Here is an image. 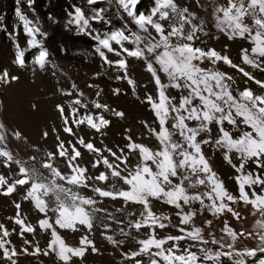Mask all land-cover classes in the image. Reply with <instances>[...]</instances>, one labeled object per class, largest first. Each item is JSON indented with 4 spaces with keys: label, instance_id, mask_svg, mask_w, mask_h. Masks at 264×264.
I'll list each match as a JSON object with an SVG mask.
<instances>
[{
    "label": "snow or ice",
    "instance_id": "snow-or-ice-1",
    "mask_svg": "<svg viewBox=\"0 0 264 264\" xmlns=\"http://www.w3.org/2000/svg\"><path fill=\"white\" fill-rule=\"evenodd\" d=\"M23 3L32 15L23 10L22 0H14L16 22L11 31L5 15L0 14V31L7 33L14 47L11 66L0 68V89L20 83L16 70H28L35 77L50 66L56 68L45 44L48 33L36 15V0ZM116 3L132 27L127 23L105 27L111 21L106 19L103 8L89 10L70 0L64 9L65 27H74L96 41L93 52L87 54L98 56L102 66L120 72L117 79L126 80L133 91L136 81L128 75V59L144 62L156 91L155 95L145 96L156 117V127L145 122L155 144L139 142L128 135L124 147L113 150L85 139L76 129L84 126L100 133L111 123L105 111H113L117 117L124 113L110 110L99 100L92 101L90 109L75 83L70 90H57L70 99L54 105L61 121L59 127H51L56 141L54 150L32 144L36 154L28 160L18 158L8 146L9 138L21 142H28L29 138L19 127L9 131V126L0 120V167L7 170L0 172V195L11 197L23 190L21 200L14 201V215L8 217L15 226L10 228L0 222V258L5 264H18L20 255L54 254L60 264H75L74 258L82 260L89 250L98 252L91 236L97 213L103 211L97 207L99 197L141 207L138 217L130 213L134 218L128 222L129 231L120 228L124 237H130L133 229L137 233L146 230L143 238L136 239L135 250L122 253L131 264H145L141 259L144 256L148 257L147 264H264V219L256 222L255 236L260 241L257 247H237L238 239L254 238V234L237 231L227 221L220 237L209 233L207 238L205 228L195 223L202 211L212 217L231 214L239 220L241 215L233 205L240 203L250 205L253 214L258 212L264 218V80L257 79L245 67L264 72V0H210L207 7L195 0L205 12L211 8L210 19L180 0H151L147 8L138 7L142 0ZM95 4L97 0H87V5ZM48 19L55 22L51 13ZM209 25L219 35L210 34ZM220 35L248 42L249 46L241 47L239 52L242 63H235L226 52L202 39L219 40ZM206 61L211 67L202 66ZM220 64L237 70L258 85L260 92L247 85L240 88L233 75L217 67ZM172 89L175 95L170 92ZM114 93L119 95L120 89ZM39 108L38 100L30 103L33 112ZM61 131L73 140L62 139ZM49 136V130H41L43 140ZM206 146L221 152L235 169V192L213 169L205 155ZM81 147L93 154L90 166L96 173H90L89 165L81 163ZM59 160L64 161L65 169H61ZM201 187L205 190L200 191ZM24 201L38 213L35 223L23 214ZM153 201L172 206L178 223L173 224L171 214L154 211ZM212 223V219L206 220L209 227ZM103 227L109 242L118 248L123 245V240L107 234L110 225ZM171 227L179 234H159ZM61 230L79 233L78 240L69 242ZM38 231L48 236L43 249L38 241L26 238ZM13 233L23 238L25 247L17 249L11 239ZM184 241L187 245L182 247Z\"/></svg>",
    "mask_w": 264,
    "mask_h": 264
},
{
    "label": "rangeland",
    "instance_id": "rangeland-1",
    "mask_svg": "<svg viewBox=\"0 0 264 264\" xmlns=\"http://www.w3.org/2000/svg\"><path fill=\"white\" fill-rule=\"evenodd\" d=\"M70 2L83 5L89 10L96 7L103 8L105 10L106 19L111 21V25H106L105 27H120L125 23H127L129 27H132L131 21L120 11L116 0H97V4L95 5H87V0H70ZM180 2L185 5H191L192 8L197 11L200 16H204L210 19V7L208 8V11L205 12L203 8L196 6L195 0H180ZM209 2L210 0H201V3L206 7L208 6ZM220 2L226 3V0H220ZM150 3L151 0H142V5H138V7L147 8ZM68 4L69 0H36V3L34 5L36 8V15L39 17V20L43 25V30L48 33L45 44L52 53L50 59L54 62L56 68L53 69L50 66L44 72H37L35 77H33L32 73L28 70H16L19 75L20 73L25 75L28 79V84L33 86V88L26 87V92L20 97V103H18L20 110L19 114H21V112L24 114L25 111L27 113H33V111L30 109V103L33 100H38L39 103L43 102L40 103V106L44 108V110L42 111V115L44 116L45 121L36 119L35 121H32L30 123L26 115H22L24 118L22 121H17L16 118L14 128H21L28 136L29 140L28 142H23L22 145V142L16 141L10 137L8 143L9 148L13 151L14 154L17 155L18 158H21L23 160H28V157L30 155L36 154L33 149L31 150L32 154L27 153V151L24 150L23 147L24 144L27 147L32 141H37L35 144H39L40 146L45 147L46 150L54 149L56 141L55 135L51 133V127H59L61 125V121L58 118L56 120H52L49 118V116L53 117V114L56 113L54 108L55 103H66L70 99V97L60 95L57 90L61 88L70 90L73 83H75L77 88L84 93V99L89 103L90 109L92 108L91 102L99 100V102L107 104L110 110L122 111L124 113L123 117H117L113 115V111H105L104 115L111 121V123L109 126L102 129L100 133H97L95 130L84 126H82V128L80 129H76V131H78L80 135H82V129L87 132L88 136L85 139H91L97 147H103L107 144L106 146L113 148V150H115L117 147H124L127 142L126 138L128 135H131L133 139L139 142L155 144V139L150 136L148 128L145 126V122H147V124L151 127H156V117L150 105L145 102V96L148 93H152L153 95H155L156 91L154 82L152 81V77L146 71L144 62L135 58L128 59V75L136 81V88L135 91H133L132 86L129 85L126 80L117 79V76L121 75L120 72H118L115 68L102 66L98 56L87 54L93 52L96 41H94L87 34L76 31L74 27H65L66 15L64 9L68 6ZM14 6V0H0V14L5 15V23L9 26V31H11L12 24L16 22V18L14 15ZM22 6L25 12H29L27 6L23 3V0ZM49 13L52 14L55 22L48 19ZM29 15H32V13L29 12ZM33 18L35 19L36 17L33 16ZM248 22H251L250 18ZM97 27H100V25H97ZM209 31L210 34L219 35V33H216V30L214 28H211V25H209ZM202 39H205L209 46L215 47L218 51L226 52L235 63H242L239 58L241 47L249 46L247 41L239 39L228 40L224 35H220L219 40L209 39L207 37H202ZM20 42L21 44L24 43L23 34H21L20 36ZM0 53L3 57L0 58V68L11 66V60L13 59L14 55V47L12 40L4 31H0ZM30 55L31 54H29V57ZM202 66L211 67V65L208 64L207 61ZM217 67H219L220 70L233 75V77L236 79L237 85L240 88H243L245 85H247L257 93L260 92V87L258 85H256L252 81L247 80V78L243 77L242 74H240L237 70L232 69L226 64H220ZM245 67L246 70L250 71L257 79L264 80V72L248 66ZM53 73H55V75H53ZM97 73H100V75H97ZM40 76L49 83L48 88L37 83V79ZM23 85L24 87L26 86V84ZM117 88L120 89L119 95L114 93V90ZM5 90L6 89H0V120H3L5 124L9 126V131H11V129L13 128V124L10 123V119L11 116L15 118L16 112H7V95ZM98 91L100 92L99 96L96 95ZM170 92L173 95L176 94V91L174 89L170 90ZM75 94L76 93H74V95ZM15 105L17 106V103ZM123 107H125V109ZM92 110L95 111V109ZM7 114H9L10 119H7ZM117 123H119V126L121 127L119 128V130H113L114 134L111 137V131L109 128L112 125H116ZM134 124L137 127L135 129ZM45 129L49 130L50 134L53 135L50 140L49 138L47 140H43L41 138V130ZM203 135L206 134H202V137ZM60 136L65 141L73 140L71 136L63 133L62 131L60 132ZM51 140L53 144H51ZM97 144L100 145L98 146ZM81 150L83 151V153L84 151H86L82 147ZM39 155H42V152ZM205 155L209 158L213 169L217 171L220 177L224 180L229 190L235 192L237 187L233 180V177L236 174L235 169L223 158L221 152L216 151L211 146L205 147ZM93 159V154L86 151L81 162H83V164H88L89 171L94 174L96 173V169H93L90 166V162ZM37 167H39V165H37ZM0 172L7 173V170L3 167H0ZM199 190L204 191L205 189L201 187ZM90 193L91 192L89 190V195L92 194ZM22 195L23 190L21 189L19 192V199L22 198ZM98 200L100 202L98 204L99 206L97 205V207L104 210L101 211V213L111 214L107 218L108 221L103 220L101 222V224L103 225L107 221L106 224L110 225V229L107 230V234L114 235L116 239L123 240L124 243L119 248L114 246L105 238L104 233L106 230L102 225L101 226L103 228H101V226H99V228L94 227L91 238L95 240L96 247L99 249V251L92 252L91 250H89L82 260L80 258H74L75 264H131L130 261H126L124 259L122 253L135 250L137 248L136 239L143 238L146 230L141 229L140 232L137 233L133 229L131 231L130 237H124L120 233V228L123 227L126 232L129 231L127 227L128 222L134 218L130 215V213H136L138 217V214L141 211L140 205L126 204L122 200H113L111 198L98 197ZM7 202L12 210L11 214H8V216L6 217V222L4 223L8 224V226L11 228L15 225L8 220V217L13 216L15 213L14 201L11 202L8 200ZM24 203L29 202L24 201ZM122 203L125 204V206L119 207V205ZM152 206L153 210L157 213L164 212L167 214H171L174 225L178 223L177 217L175 216L176 210L172 206H167L157 201H153ZM233 207L240 213L241 219L237 220L233 218L231 214H226L223 217H212L207 211H202L195 218V223L205 228L204 235L207 238L209 236V233H214L217 237H220L222 235L221 229L224 226V222L227 221L228 224L235 228L237 231H244L245 233L253 232L254 234V238L241 237L240 239H238L236 242L237 247H257L260 241L258 237L255 236L257 232L256 222L264 218H262L258 212L253 214V209L250 205L246 206L243 203H240L234 204ZM120 208H123L124 210L122 214L121 212H119ZM116 212H118L120 215H117ZM35 218L31 219V221H35ZM207 219L213 220L211 227L206 224ZM120 221H122L123 223H118ZM108 222L111 223L109 224ZM76 234L78 235L74 239H69L67 237L66 239L69 240V242L75 243L80 235L79 233ZM159 234L161 236H164L168 234L175 235L179 233L177 232V229L175 227H171L166 230H161ZM45 235L46 237H44L43 239H40L39 237L37 238V236H33L32 234H28L26 238L29 240L38 241L40 247L43 249L46 247L48 239L46 233ZM11 239L18 250L25 247L23 238L19 237L16 233H13ZM186 245L187 241L181 242L182 247ZM212 247H215V245H212ZM90 254L94 257V259H91V261L89 260V258H87L91 256ZM17 259L18 264H60L54 254H50L48 256H44L43 254L37 256L20 255ZM141 259H143L145 261V264H147V256L141 257Z\"/></svg>",
    "mask_w": 264,
    "mask_h": 264
},
{
    "label": "bare ground",
    "instance_id": "bare-ground-1",
    "mask_svg": "<svg viewBox=\"0 0 264 264\" xmlns=\"http://www.w3.org/2000/svg\"><path fill=\"white\" fill-rule=\"evenodd\" d=\"M6 56V55H5ZM0 58H3L2 57V55H1V53H0ZM20 75H21V81H20V83L19 84H16V85H13L11 88H8V89H6L5 91H6V95H7V112L8 113H11V112H16V114H15V118H13L12 116H11V119H10V116H9V114H7V119H10V123H12L13 124V128H14V123H16L15 122V120H16V118H17V121H22L24 118H23V116L22 115H26V117H28V121H30V123L32 122V121H35L36 119H39V120H41V121H43L45 118H44V116L42 115V111L44 110V108H42V106H40V108H39V111H37V112H33V113H31V112H26L25 111V113L23 114L22 112H21V114H19V112H20V110H19V106H18V103H20L19 102V99H20V97L26 92V90L27 89H25L26 87L27 88H33V86L32 85H30V84H28V79H27V77L25 76V75H23L22 73H20ZM38 81H37V83H39L40 85H43V86H45L46 88H48V86H49V83L43 78V77H39L38 79H37ZM238 80V79H237ZM23 84H26V86L24 87V85ZM38 89V88H37ZM17 103V106L15 105ZM40 103H43V102H40ZM124 109H125V107H123ZM51 113V112H50ZM54 116L52 117V116H49V118L50 119H52V120H56L57 119V113H55V114H53ZM41 118V119H40ZM45 121V120H44ZM26 124V123H25ZM58 125V124H57ZM121 126H119V123H117L116 125H112L109 129H110V136L112 137L113 136V134H114V132H113V130H119V128H120ZM82 128V127H81ZM135 128H137L136 127V125L134 124V129ZM78 132V131H77ZM82 135L85 137V138H87V136H88V134H87V132H85L83 129H82ZM83 133H85V134H83ZM90 136V135H89ZM93 136V135H92ZM51 137H53V135L52 134H50V136H49V140L51 139ZM91 137V136H90ZM29 140V139H28ZM21 142V141H20ZM20 142H19V144H20ZM37 141H32L27 147L25 146V144H24V150H26L27 151V153H31V150H32V148H30L31 146L30 145H32V144H35ZM50 143V142H49ZM51 144H53V142H52V140H51ZM50 144V145H51ZM22 145H23V142H22ZM39 145V144H38ZM98 146L100 145V144H97ZM105 145V144H104ZM107 145V144H106ZM40 146V145H39ZM43 149L45 148V147H43V146H41ZM101 147V146H100ZM45 150H46V148H45ZM32 154V153H31ZM41 154V153H40ZM43 154V153H42ZM59 163V162H58ZM61 169H64V168H62L61 167ZM90 173H91V171H90ZM45 174H47V173H45ZM88 194H89V191H88ZM91 194V193H90ZM20 201L21 200V198L19 199V193L18 194H13L11 197H9V196H4V195H0V221H3V222H6V217L8 216V214H11V210H12V208H10V206H9V204H8V202L7 201ZM11 204V203H10ZM117 204V203H116ZM123 204V203H122ZM12 205V204H11ZM99 206V205H98ZM105 206V205H104ZM121 206V205H120ZM123 206H125V205H123ZM22 208H23V214L24 215H26L27 217H28V219L29 220H31V219H33V218H35L36 216H37V212H35L33 209H32V206L29 204V203H22ZM110 209V208H109ZM104 211V210H103ZM106 211H108V210H106ZM110 211V210H109ZM123 208H120L119 209V212H121V214L123 213ZM112 213V212H111ZM116 214L117 215H120L118 212H116ZM104 216V217H102V216ZM115 215V214H114ZM108 214H102L101 212H99V213H97V217H98V219L96 220V228H99V226H101L102 224H101V222L103 221V220H107V218H108ZM115 218V217H114ZM109 219H112V218H109ZM117 219H119V218H117ZM108 221V220H107ZM107 221H106V223H107ZM8 222V221H7ZM33 223H35V221H32ZM113 222V221H112ZM105 223V224H106ZM109 223V222H108ZM111 223V222H110ZM109 223V224H110ZM112 225V224H111ZM103 226V225H102ZM101 226V228H103ZM65 233H68L70 236H72L73 235V233H71V232H65ZM35 236H37V238L39 237L40 239H43L44 237H46V235H45V233L44 232H41V231H38V233L35 235ZM39 239V240H40ZM69 239H71V238H69ZM91 255V254H90ZM87 258H89V260L91 261V259H94V257L91 255L90 257H87ZM0 264H4V261L2 260V258H0Z\"/></svg>",
    "mask_w": 264,
    "mask_h": 264
},
{
    "label": "crops",
    "instance_id": "crops-1",
    "mask_svg": "<svg viewBox=\"0 0 264 264\" xmlns=\"http://www.w3.org/2000/svg\"><path fill=\"white\" fill-rule=\"evenodd\" d=\"M54 150V149H53ZM85 152L86 151H84V154H85ZM82 164H83V162H81ZM59 166L60 167H62V168H64L65 169V163H64V161H59ZM121 206H123V205H125V204H120ZM120 205H119V207H120ZM130 207H133V206H130ZM129 207V208H130ZM128 210V209H127ZM66 231H62V235H64L65 236V238L67 237V238H71V239H74L78 234H76V233H73V235L72 236H70L68 233H65Z\"/></svg>",
    "mask_w": 264,
    "mask_h": 264
}]
</instances>
